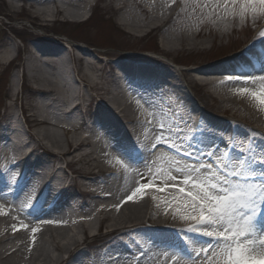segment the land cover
I'll use <instances>...</instances> for the list:
<instances>
[{
    "label": "bare ground",
    "instance_id": "1",
    "mask_svg": "<svg viewBox=\"0 0 264 264\" xmlns=\"http://www.w3.org/2000/svg\"><path fill=\"white\" fill-rule=\"evenodd\" d=\"M8 3L17 9L14 0H8ZM131 3L136 9L129 13L128 21L121 24L129 33L139 35L144 30L146 33H151L166 28L174 15L178 13L176 7L180 2L178 0H132ZM121 6L119 4L118 9L124 5ZM31 8L35 9L37 16L46 22L53 21L60 12L66 20L80 22L89 18L90 11L87 0L81 3L77 0H39ZM188 31L193 32L196 37L202 35L192 25ZM168 32L164 36L167 49L172 50L178 45L188 49L202 46L190 37L189 32L185 34L173 29H169ZM6 51L0 56V62L12 61L15 57L14 52ZM258 53L261 55L255 56V61L246 59L244 56L240 58L242 61L237 62L238 64L199 66L183 75L192 87H211L210 96L214 101H223L229 106H237L246 119L257 125L249 132V143L246 149L255 141L264 142V107L254 101L250 95L237 94L253 91L259 93L261 88H264V51L260 50ZM80 59L83 62V68L82 75L79 77L76 76L73 68L57 59L55 53L44 54L42 51H35V55L28 63V69L34 70L30 76L32 86L37 89L35 93L42 104L41 112L30 115L34 120L33 126L37 127L34 134L42 141L48 135L53 137L57 149L44 144V153L52 151L53 156L58 157L60 161L56 164L35 156L34 161L37 162L38 167L30 176L29 167L23 165L24 162L27 164V159L34 157L36 153L30 144L21 141L20 136L15 134L13 141L17 142L24 156L22 162H16L13 152L5 150V147L0 151V264H87L90 255L84 253L73 258V261H69L73 248H77L84 235L88 233L96 235L97 229L99 232V227L104 222L107 223L106 228L109 230L106 236L123 237L122 247L117 244L108 249L106 254H109V259L104 264H197L199 258L194 257L191 247L203 250V246L208 245L219 252L215 243L206 240V244L201 245L197 242L204 238L184 231L191 227L192 223L182 222L181 219L172 221L167 217L165 204L170 210L176 204L173 198L167 199L165 203L156 204L153 197L156 193L149 191L147 194L151 199L150 207L143 208L130 203L125 205L124 202L129 197L121 199L123 205L109 203L112 199L111 191L115 188L119 174V171L115 169L118 167L117 160L120 161L110 145L115 147L117 143L115 144L116 141L113 138L109 139L112 137H109L112 134L110 127L102 126L98 121L94 123L91 118H87L88 112L92 109L91 104H88L87 99L84 98L82 83L86 81V87H99L101 76L92 72L99 65L95 58L82 55ZM39 63L42 64L39 65ZM244 63L245 65L242 66ZM16 77L15 73L11 79L13 95L19 93ZM166 77L163 84L157 82L150 86L140 81L139 85L132 84L127 77L124 79L122 77L121 85L113 88L111 92L113 98L109 99L110 103L114 104V106L110 104L111 112L119 114L122 117V124L128 126V130L135 135L134 143L138 145L139 150L133 153L134 158L128 164L127 172L133 177L135 174L139 175L143 185H147L149 181L152 182L146 177L155 178V170H166L169 162L174 163L178 158L181 163L185 161L184 157L174 154L178 151L155 143L161 135L169 138L174 146L182 140L184 146L191 144L199 151H204L209 149L202 146L207 140L205 133L219 130L223 136L225 132L218 129L216 125L204 126L198 119L199 112L193 109L191 103L186 99H179L174 83L176 79ZM245 79L253 83L250 85L240 83ZM101 89L99 87L98 90ZM54 93L56 96H52ZM101 94L97 93L103 100ZM52 97L61 102L60 115H51L45 108L43 110L44 104L52 101ZM95 116L98 115L95 114ZM161 128L164 129L163 133L158 131ZM6 129V124H0L2 132ZM58 129L62 130L60 138H58ZM172 130L175 131V135L167 134ZM188 135H190L189 138ZM212 142L215 143L214 140ZM218 145L224 150H227L229 145H235L238 148L245 146L241 137L235 135L228 136L226 140L220 139ZM185 150L192 151V148L186 147ZM95 153L100 158L99 163L98 157L94 156ZM75 158L78 159L80 171L73 180L65 177L66 169L63 163L70 164L75 161ZM233 158L239 160L237 154H234ZM210 159L220 161L221 151L214 152ZM15 169L18 170L17 175H14ZM169 174H173L174 178L178 175ZM75 184L80 191V198H69V202L64 204L62 199L67 197L71 186ZM155 186L175 187V185L162 183H157ZM13 192L17 193L16 202L19 207L34 209L25 211V216L17 218L10 204L3 203V199ZM83 195L90 198V203L81 198ZM125 206L130 208L125 209ZM158 207L160 209L165 207V209H161L154 222L147 220L149 213H153ZM55 208L59 214L54 213ZM110 210L121 216V221L109 216ZM149 210L151 211L148 212ZM11 219L19 224L8 223ZM260 223L264 225V218H261ZM31 233L34 234L35 240L44 242L49 249L43 247L38 249L30 240ZM185 239L189 244L185 243ZM92 263L96 264L94 261Z\"/></svg>",
    "mask_w": 264,
    "mask_h": 264
},
{
    "label": "rangeland",
    "instance_id": "2",
    "mask_svg": "<svg viewBox=\"0 0 264 264\" xmlns=\"http://www.w3.org/2000/svg\"><path fill=\"white\" fill-rule=\"evenodd\" d=\"M14 1L17 9H14L8 0H0V56L4 55L6 50L15 54L12 61L0 62V124H6L7 127L5 132L0 130V151L5 147V150L13 152L16 162H22L24 156L18 148L17 142L13 141L15 134L20 136L21 141L30 144L36 153L34 157L27 159V164L25 162L23 164L29 167L30 176L36 172L38 167L37 162L34 161L35 156L56 164L60 161L58 157L53 156L52 151L47 154L44 153V144L55 147V149H57V144L49 135L43 141L37 139L34 134L37 127L33 126L34 120L30 117V115L42 111L41 101L35 93L37 89L32 86L30 80L34 70L28 69V63L31 57L35 55V51H42L44 54L55 53L57 59L73 68L77 77L82 75L83 62L80 59L82 55L96 59L99 65L92 72L101 76L98 84L102 89L98 90L99 87L95 86L94 88L86 87V81L82 83L84 98L87 99L88 103L93 100L90 106L92 110L88 112L87 118H91L94 123L98 121L102 126L111 128L112 134L109 137H112L109 139L113 138L117 146L112 147L110 145V147L113 153L119 157L120 162L125 165V168H128V164L134 158L133 153L137 152L139 147L134 143L135 135L128 130V126L122 124V117L119 114H113L110 109V104L114 106L109 100L113 98L111 92L116 85H120L122 77L123 79L127 77L132 84L139 85L138 82L140 81L146 82L149 86L150 84H157V82L163 84L167 79L166 76L175 78V89L179 99H186L191 103L193 109L199 112L198 119L204 126L216 125L218 129L225 131L223 136L219 130L205 133L204 136L207 140L202 146L205 148L216 146L221 152H227L230 158L237 154L238 158L242 159L241 155L233 152L231 148L228 147V150H224L219 147L218 141L220 139L226 140L230 135L240 136L245 145L243 147L246 149V145L249 143V132L257 125L246 119L243 112L237 109V106H229L227 102L223 101H214L210 96L211 87H192L183 75L199 66L214 67L224 64H238L237 62L240 63L242 61L240 58L244 56L246 59L255 61V56L261 55L258 51H264V16L259 14V8L252 10L253 15L245 16L244 11L246 10L240 8H230L229 6L225 11L224 8L200 7L204 4H222L226 0H178L180 9L166 28L151 33H146L144 30L136 35L129 33L121 24V22H127L129 13L136 9L131 3L132 0H112L113 2H110L111 0H87V4L90 6V17L80 22L66 20L61 12L54 17L53 21L46 22L37 16L35 9L31 8L39 0ZM83 1L86 0H77L78 3ZM122 1L125 2L122 3ZM119 4L124 6L118 9ZM191 25L202 35L196 37L193 32H189L188 28ZM169 29L180 30L185 34L189 32L190 37H193L194 41L202 44V46L188 49L178 45L172 50L167 49L164 36L169 33ZM41 64L39 63V65ZM244 65L245 63L242 64V66ZM15 73L17 74L16 87L19 91L17 95L12 94L11 87V79ZM97 93H102L103 100L98 97ZM54 95L55 93L52 94V96ZM59 106H61V102L54 97L52 101H47L44 104L43 110L45 108L51 115H60ZM95 114L98 115V119H96ZM120 122L121 126L119 125ZM58 132V138H60L62 130L58 129ZM167 134L173 136L175 131H168ZM189 137L190 135H188ZM236 148L238 147L236 146ZM251 149L259 154L258 150L264 149V142L255 141L251 145ZM174 154L178 156L179 153ZM94 156L98 157L99 163L98 154L95 153ZM184 160H188V158L184 157ZM116 166L118 167L115 169L117 172L119 171V174L114 185L115 188L111 191L112 199L109 203L119 205L122 204V198L130 197L137 187L146 185L141 183L139 175L135 174L136 177H133L125 171V168H121L120 164ZM64 169H66L65 177L74 180L73 177L78 176L80 171L78 159L75 158V161L68 164ZM157 171H154L155 174ZM13 172L14 175L18 174L17 169ZM79 192L76 184L72 185L69 194L65 199H62V202L64 204L69 202V198L79 199ZM153 197L156 204L165 203L170 198L176 201L172 195H157L156 193ZM16 198V192L9 193L7 198L3 199V203L10 204L12 212L17 218L25 216V211L34 209L19 207ZM81 198L87 203L90 201L86 195L81 196ZM150 201V195L146 192L143 199L137 197L130 204H137L144 208L150 207ZM165 205L167 206V217L172 221L174 219L180 220L182 209L176 208L174 205L169 210V206ZM128 208L130 206H125V209ZM161 209H165V207H161ZM161 209L158 207L153 213H149L147 220L154 222ZM54 210V213H58L57 208ZM108 215L121 221V216H118L113 210H110ZM8 223L19 224L13 219ZM106 226L107 223L104 222L100 227L98 225L100 231L98 232L97 229L96 235L88 233L83 238L81 237L82 241L77 248H73L74 251L69 261H73V258L84 253L90 255L88 259L86 258L87 264H93V261L96 264H104L109 259V254H104L106 250L108 252V249L117 244L122 247L121 240L123 237L106 236L109 233ZM194 226L192 224L191 227ZM30 240L36 244L38 249L40 247L49 249L44 242L35 240L32 233ZM57 240L59 239L57 238ZM205 242L206 239H203L197 243L203 245L206 244Z\"/></svg>",
    "mask_w": 264,
    "mask_h": 264
},
{
    "label": "snow or ice",
    "instance_id": "3",
    "mask_svg": "<svg viewBox=\"0 0 264 264\" xmlns=\"http://www.w3.org/2000/svg\"><path fill=\"white\" fill-rule=\"evenodd\" d=\"M213 9L228 7L240 8L245 16L253 15V9L259 8L264 16V0H226L214 5L204 4L200 7ZM250 85L253 81H240ZM240 96L250 95L260 106L264 107V88L259 93L239 92ZM160 133L164 132L161 128ZM178 151L179 157H188L183 163L169 162L166 170H158L155 178L147 176L152 182L137 187L124 203L134 202L137 197L144 198L146 192L172 195L176 198L175 207L182 209V222L192 223L194 227L184 229L186 233L198 235L212 243L216 249L208 245L192 248L197 264H264V225L260 223L264 217V149L257 154L251 147L236 148L229 145L233 152L242 159H230L227 152H221L220 162L211 160L214 152L220 151L216 146L199 151L194 145H183L181 140L175 146L169 138L161 135L155 142ZM190 147L192 151H186ZM121 168L125 165L117 160ZM127 171V168H125ZM174 173V175L169 174ZM157 183L175 185L173 188L157 187ZM185 243L189 244L185 239ZM215 253V255H213Z\"/></svg>",
    "mask_w": 264,
    "mask_h": 264
}]
</instances>
